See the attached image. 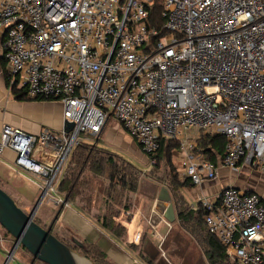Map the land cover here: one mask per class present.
<instances>
[{
    "label": "built area",
    "instance_id": "2783aa9c",
    "mask_svg": "<svg viewBox=\"0 0 264 264\" xmlns=\"http://www.w3.org/2000/svg\"><path fill=\"white\" fill-rule=\"evenodd\" d=\"M156 1L0 0L10 86L62 105L57 132L4 124L0 133V155L11 150L46 194L112 117L145 154L176 141L178 178L193 186L243 167L264 177V0H161V23ZM206 135L225 139L216 162L198 147ZM199 206L229 258L264 264L260 194L227 185L198 195Z\"/></svg>",
    "mask_w": 264,
    "mask_h": 264
},
{
    "label": "crops",
    "instance_id": "0c3cea01",
    "mask_svg": "<svg viewBox=\"0 0 264 264\" xmlns=\"http://www.w3.org/2000/svg\"><path fill=\"white\" fill-rule=\"evenodd\" d=\"M4 41L5 36L3 32H0V133L4 124H9L31 133H38L43 126H47L57 132L62 127L61 103L55 100H32L18 97L19 91L10 86L9 76L6 73ZM110 123L111 119L99 135L87 137L85 143L99 146L97 142L104 136ZM115 132L109 129L108 134L115 137ZM93 137L96 140L95 143L90 140ZM121 137L123 136L121 135ZM119 140H123V143L127 145L129 143V141H125L128 140L126 138H119ZM14 159L15 154L9 149H6L0 155V186L13 198L18 206L29 212L41 194L42 184L40 185L41 182L35 177L18 169L14 165ZM244 168L247 170H244ZM248 173H255L257 176L253 177ZM227 185H233L247 192H256L262 196L264 202V177L259 171L247 167L241 168L236 175H232L228 170H221L219 176L212 183H209V181L205 182L202 186L195 189L192 188L195 186L191 185V183H186V185L179 188L178 192L193 210L197 206L198 195L204 193L208 196H215L222 187ZM161 187V184L154 178L148 177L143 173L132 196V207L130 211H126V214L129 215V220L124 218L125 213L117 218V221L125 228L123 236L119 238L111 235L97 221L94 214L100 210V207L96 206V201L92 205L90 214H87L82 212L73 202L67 201L63 204L62 200L65 197L57 191L56 194L47 197L40 204L35 214L42 219V225L49 227L50 222H52V231L59 238L64 241L70 240L72 242V239L79 241L81 246H77L72 242L78 249L84 248L86 244L94 246L107 264H148L144 258L149 255L147 244L150 241L148 243L147 240L144 243L140 242L142 238L144 239V224L142 223V231L136 230L134 234L129 230V226L136 213L140 216L141 222L147 221L148 217L153 220V215L155 214L153 207L157 204L156 201ZM185 192H191L193 197L191 201L187 199ZM158 227H162L160 222L159 226L155 228ZM137 232L141 234V237L138 242H134ZM132 243L136 244L137 248L130 247ZM13 244L14 238L12 236H0V264H32V256L31 261H28L24 254L27 251L26 249L19 246L11 253ZM151 244L155 247L153 242ZM141 247L143 252H140L139 248ZM150 257L154 258L155 255ZM229 259L239 264L237 261ZM37 262L33 264H37Z\"/></svg>",
    "mask_w": 264,
    "mask_h": 264
},
{
    "label": "trees",
    "instance_id": "16d2710c",
    "mask_svg": "<svg viewBox=\"0 0 264 264\" xmlns=\"http://www.w3.org/2000/svg\"><path fill=\"white\" fill-rule=\"evenodd\" d=\"M160 2L161 0H157L152 7L153 10H151L152 17L157 23L162 22V19L159 17L161 10ZM18 94V97L22 99L42 100L40 98L26 97L22 91H19ZM224 143L225 139L220 135H206L198 141V147L201 149L203 158L216 162L217 158L221 157L223 153ZM175 147H177V142L174 140L161 141V146L157 152L154 154L144 153L149 161L155 159L152 169L145 172V175L154 178L161 186L166 187L174 205L176 219L182 223H189L192 219L196 220L197 218V221L203 224L206 233L205 241L209 247V250L206 251L207 259L210 264H237L227 257L224 247L219 244L213 235L207 232L204 225L203 208L199 206L197 209L192 210L179 194V188L186 185V183H190L188 180H180L178 178L176 163L170 158L173 157L171 151ZM165 160L170 164L167 175V179H169L165 182H160L154 173L158 165ZM143 173L133 164L115 153L94 144L82 143L73 149L65 172L57 185V191L87 214H90L92 205L96 201V195L102 193L105 207H103V211L99 210L94 216L102 228L119 238L123 236L125 228L117 221V218L124 213L126 214V211H130L133 193L136 191L139 179ZM97 180H102V182L106 180V186L103 187L102 182H98ZM96 181L99 183V187L96 186ZM33 219L42 227H46L42 225V219L36 216V214ZM126 220H129V215ZM51 224L52 222H50ZM53 235L63 243L76 249L95 264H107L103 261L102 255H100L94 246L86 244L84 248L78 249L70 240L64 241L54 233ZM142 240L143 238L140 242ZM130 247L137 248V245L132 243ZM139 249L140 252H143L142 247ZM146 261H149V259L147 258Z\"/></svg>",
    "mask_w": 264,
    "mask_h": 264
},
{
    "label": "rangeland",
    "instance_id": "374dc122",
    "mask_svg": "<svg viewBox=\"0 0 264 264\" xmlns=\"http://www.w3.org/2000/svg\"><path fill=\"white\" fill-rule=\"evenodd\" d=\"M117 122L118 121L112 117L111 123L108 125L106 133L101 139H99L97 144L103 147L104 149L119 155L123 159L133 164L136 168H138L142 172L145 173L147 171H150L153 167L152 163H150V161L146 158L145 154L140 150L139 145L133 139V137L127 133V131L119 124V122L118 123ZM109 129L116 131L114 134L115 137H113V135L108 134ZM121 135L123 137H121ZM119 138L128 139L125 140V141H129L128 145L123 143V140H119ZM90 140L94 141L93 143L96 142L94 137L91 138ZM170 158H172V160H174L176 163L175 157H170ZM169 167L170 164L168 163L167 160L161 162L158 165V168L156 169L154 175L155 177L158 178V180H160V182H165L169 179V178L167 179ZM244 170L247 169L244 168ZM236 174L232 173V175H236ZM248 174L253 177L257 176L255 173H248ZM97 181L102 182V180H97ZM213 181L214 180H210L209 183H212ZM98 182L96 186L99 187ZM41 184L42 183H40V185ZM102 184L103 187H105L107 181L105 180V182H102ZM192 188L194 189L199 188V186H195ZM42 191L43 188L41 189V192ZM50 196L51 193H48L45 196V199ZM185 196L189 201H191V198H193L191 192H185ZM96 203H97L96 206L100 207L99 208L100 211H103V207L105 206L103 204L102 193H98L96 195ZM153 211L155 213L153 215L154 216L153 220H151V217L150 219L148 217L147 221L141 222L140 216L138 215V213H136L134 215L132 223L129 226L130 227L129 230L131 231L132 234H134L136 230L142 231V226L144 224V228H145L143 230L144 239L141 242L144 243L147 240L148 243L150 241L149 244H147V252L149 255H147L144 258L146 260L147 258L149 259V261H146L148 264H210L209 260L207 259L206 251L209 250V247L205 241V237H206L205 229L203 224L200 223V221H197V218L196 220L192 219L189 223H182L178 219H175L172 222H167V220H165L164 217H162L157 211L156 205H154ZM149 216H150V212H149ZM127 217L128 215L125 214L124 218ZM159 222L162 224V227L155 228L159 226ZM43 226H46L45 228L48 227L47 225H43ZM0 236L7 237L11 235L0 225ZM152 242L155 244V247L152 246L151 244ZM24 254L28 259V261H31V255L27 251H25ZM79 254L82 255L81 253ZM151 255H155V257L151 258L150 257ZM82 256L85 257L84 255ZM150 258L152 259L151 261ZM87 260L92 264H95L90 259ZM37 264H45V263L38 261Z\"/></svg>",
    "mask_w": 264,
    "mask_h": 264
},
{
    "label": "water",
    "instance_id": "95a60500",
    "mask_svg": "<svg viewBox=\"0 0 264 264\" xmlns=\"http://www.w3.org/2000/svg\"><path fill=\"white\" fill-rule=\"evenodd\" d=\"M72 127V123H67L65 129ZM45 196L46 189H43L35 205L27 213L0 187V225L14 238L11 253L20 246L30 253L32 264L36 261L45 264H84L78 261V257L92 264L73 247L54 236L52 225L45 228L34 221V215ZM67 201L65 197L63 204ZM156 203L157 211L165 220L172 222L176 219L174 205L165 186L160 188ZM72 242L81 246L76 239H72Z\"/></svg>",
    "mask_w": 264,
    "mask_h": 264
},
{
    "label": "bare ground",
    "instance_id": "6f19581e",
    "mask_svg": "<svg viewBox=\"0 0 264 264\" xmlns=\"http://www.w3.org/2000/svg\"><path fill=\"white\" fill-rule=\"evenodd\" d=\"M78 261H79L80 263L90 264V263H88L87 261H85L84 259L79 258V257H78Z\"/></svg>",
    "mask_w": 264,
    "mask_h": 264
}]
</instances>
